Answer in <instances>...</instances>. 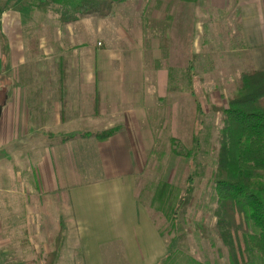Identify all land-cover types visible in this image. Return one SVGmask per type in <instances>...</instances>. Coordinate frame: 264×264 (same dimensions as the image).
Segmentation results:
<instances>
[{"label": "rangeland", "instance_id": "rangeland-1", "mask_svg": "<svg viewBox=\"0 0 264 264\" xmlns=\"http://www.w3.org/2000/svg\"><path fill=\"white\" fill-rule=\"evenodd\" d=\"M12 1L23 13L25 40L37 49L43 47L42 55L31 50L26 67L36 75L35 83L52 89L60 68L57 29L63 32L64 26L56 14L38 8L40 0ZM234 15L233 10L213 9L210 0H135L130 7L115 8L110 17L91 18L101 30L96 49L118 60L111 69L119 73L124 91L135 88L132 77L139 78L152 143L137 178V196L163 240L164 264H235L216 236L217 195L212 182L222 127L221 114L212 107L227 106L240 74L251 65ZM79 68L73 59L70 72L76 74ZM195 138L199 152L196 162L190 163L185 151ZM189 174L194 176L192 203L174 221L169 207L175 201L169 195L183 193ZM165 181L169 187L159 198ZM52 198L28 186L17 187L10 199H0V264H82L77 252L70 258L63 218L52 205L54 201L67 209L68 204L63 197ZM37 230L49 232L51 240L39 242ZM245 254L246 260L238 258L240 264H261L255 253Z\"/></svg>", "mask_w": 264, "mask_h": 264}, {"label": "crops", "instance_id": "crops-1", "mask_svg": "<svg viewBox=\"0 0 264 264\" xmlns=\"http://www.w3.org/2000/svg\"><path fill=\"white\" fill-rule=\"evenodd\" d=\"M11 2L0 0V199L28 186L65 198L67 209L52 205L63 218L70 258L77 252L82 264H160L163 240L137 196L152 143L139 78L124 91L111 69L118 60L96 49L101 30L88 18L57 29L55 87H41L26 65L31 50L42 55L43 47L25 40L23 13ZM210 6L235 12L251 66L264 71V0H210ZM73 59L76 74L69 70ZM111 129L117 130L112 137L97 141L95 134ZM36 238L48 242L51 235L37 230Z\"/></svg>", "mask_w": 264, "mask_h": 264}, {"label": "trees", "instance_id": "trees-1", "mask_svg": "<svg viewBox=\"0 0 264 264\" xmlns=\"http://www.w3.org/2000/svg\"><path fill=\"white\" fill-rule=\"evenodd\" d=\"M134 1L40 0L38 8L56 14L59 24L66 26L88 18L105 19L112 16L115 8L130 7ZM191 72L192 66H188V80ZM189 89L192 90L190 81ZM4 94L5 88L0 85V106L4 104ZM92 104L96 110L97 94ZM212 110L221 114L222 121L217 138L216 170L212 174L217 195L216 236L231 262L240 264L238 258L246 260L245 252L249 251L264 264V71L250 65L240 74L227 106L212 107ZM116 132V129L106 130L95 137L103 142ZM198 152V139L195 138L191 148L185 151V159L195 163ZM193 172L195 175L196 170ZM193 174L185 180L186 186L180 196L169 195L175 201L169 207L174 221L192 203ZM168 187L166 181L162 183L157 197ZM164 263L165 260L160 264Z\"/></svg>", "mask_w": 264, "mask_h": 264}, {"label": "water", "instance_id": "water-1", "mask_svg": "<svg viewBox=\"0 0 264 264\" xmlns=\"http://www.w3.org/2000/svg\"><path fill=\"white\" fill-rule=\"evenodd\" d=\"M0 110H1V106H0Z\"/></svg>", "mask_w": 264, "mask_h": 264}]
</instances>
